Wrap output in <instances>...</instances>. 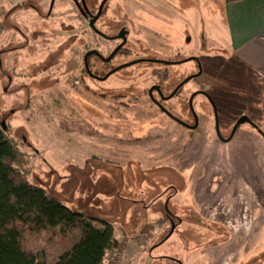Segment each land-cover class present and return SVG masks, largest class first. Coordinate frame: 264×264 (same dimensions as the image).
I'll return each mask as SVG.
<instances>
[{"label": "rangeland", "instance_id": "1", "mask_svg": "<svg viewBox=\"0 0 264 264\" xmlns=\"http://www.w3.org/2000/svg\"><path fill=\"white\" fill-rule=\"evenodd\" d=\"M101 1L0 0V123H11L8 136L28 157V183L111 225L123 244L113 264H173L148 256L168 228L161 220L168 195L170 210L185 220L184 227L174 221L177 232L187 229L170 240L186 241L188 253L207 245L195 264H264V139L242 126L222 144L211 115L200 117L199 128L187 133L164 123L147 100L136 102L160 80L154 68L173 85L197 73L193 61L143 63L105 81L82 74L85 52L95 44L104 54L113 47L93 42L80 13L81 2L95 14ZM122 22L133 30L134 58L149 56L136 51L135 29H142L150 48L165 54V37L173 33L175 48H182L184 33L189 47L173 59H199L202 75L187 85L191 92L208 93L221 120L248 114L264 131V80L232 57L223 0H108L96 26L107 30ZM121 62L117 55L112 65ZM167 105L178 108V96ZM59 133L77 142L66 140L61 150L47 153L55 137L61 140ZM74 160L77 164L59 167Z\"/></svg>", "mask_w": 264, "mask_h": 264}, {"label": "trees", "instance_id": "2", "mask_svg": "<svg viewBox=\"0 0 264 264\" xmlns=\"http://www.w3.org/2000/svg\"><path fill=\"white\" fill-rule=\"evenodd\" d=\"M8 131L0 123V264H105L109 252H120L111 225L28 183V157Z\"/></svg>", "mask_w": 264, "mask_h": 264}, {"label": "flooded vegetation", "instance_id": "3", "mask_svg": "<svg viewBox=\"0 0 264 264\" xmlns=\"http://www.w3.org/2000/svg\"><path fill=\"white\" fill-rule=\"evenodd\" d=\"M105 5L103 7L101 15L99 16V18L96 20L94 24V29H91L90 27L89 29L91 31L92 36H94V38L96 37L97 39V41H95V39L93 38L94 43L95 42L98 43V41L101 40V41H104L103 44L106 45V46L102 45L103 48H106V49H108V47L110 48L111 43H113V47L109 50H106V53L104 54L100 51L98 46L95 44V48H92L88 50L87 52H85L83 60H82V64H83L82 74H84L87 78H90L96 81H105L109 79L115 73L113 71L119 67H122L121 69H124V68H129V67H136L137 65L143 64V63H148V64H152L155 66H169V65H176V64L178 65V64L186 63L188 62V59H191V58H195L199 61V59L196 57H190L187 59L183 58V59H177V60L173 59L179 52L185 53L187 51V48L189 47L190 39H187V40L185 39L183 28L181 29V33H183V36H182L183 45L181 46L182 48H180L179 46L175 48L173 33L172 35H167V37H165L167 40V44L165 46L168 51L167 54L162 53L157 50L154 51L152 48H150L149 43L146 41V39L142 35V31H141L142 29L141 28L135 29L136 30V34H135L136 40H139V46L136 51L139 50V51L146 52L147 54L149 53V56L145 58H140V57L135 56L134 58V55H133L134 52H133V48L130 42V38L132 34L131 32H133V30L132 28L129 27L127 22H122L121 24H115V26H112V28L110 27V29H108L107 27V30L105 28L100 29L96 26L97 22L104 15ZM80 10H81L80 11L81 15L88 20V26H89L91 19L96 15L97 11L95 12V14L86 11L84 9V5L82 2H81ZM119 35H121V38L116 39V37H118ZM116 49L118 50L115 52L112 58L108 62H106L105 60H107L110 57L111 53L115 51ZM88 52H96L98 55L92 54L86 58V65H87V69H86L84 59H85L86 53ZM117 55H121L123 57V62L119 63L116 66H113L112 62ZM192 61L196 63L197 73H198L199 71L198 62L195 60H192ZM131 63H134V64H131ZM152 74L156 75L158 78H160V80L158 82L151 84L142 93V96L140 98H135V100L136 102L138 99L147 100L149 102V105H151V107L153 108V110L157 112V115L159 116V118L164 120V123L167 121L168 124L176 125L180 127L181 129H183L184 131H186L187 133H193L199 128L200 117L203 120L206 115H211L212 116L211 121L213 124V133H215L216 139L222 144L230 143L235 137V134L238 133V131L240 130L242 126H248L252 130V132L257 133V131L255 130V126H256L262 133H264L261 127L257 123L253 122L251 117L248 114H242L235 121L226 122V121L221 120L219 118L217 106L215 102L210 98L208 93L204 91L191 92L190 86H187L189 85V82L191 80L186 82L184 85H182L180 88L176 90V88L180 85V83H182L185 79L193 75L188 76V77L184 76L177 84L172 85V84H166V81H165L167 78L166 74H162L161 71L158 70L157 68L153 69ZM105 77L106 79L102 80ZM184 89H186V92L182 93ZM194 94L195 96L191 98L192 95ZM177 96H178V102H179L178 108H173L172 106H168L167 105L168 101H170L171 99ZM197 97H201L199 101L197 100ZM195 101H197L196 104H195ZM207 105H209V107H207ZM124 106L127 107V105H124ZM214 112L217 117V125L215 122ZM241 117L247 118L250 121V124L247 122V123H244L238 126L232 138L230 139V141L225 143V141L229 139L237 121ZM196 123H197V127L195 129H192V127H194ZM216 133H219L220 137H218ZM158 196H161V194L156 195V197ZM166 198H167L166 202L163 205L165 209L163 208V217L161 220L167 224L168 228L167 230L164 231L165 233L163 232L164 234H162L155 243L151 244L149 251H148V256L155 261L169 260V262H173V264H187V260L195 256V259H193L191 263V264H195V262L198 259L197 255L199 253L201 254L202 248L206 247L207 245L193 248L194 252L188 253L190 249L188 248L186 241L182 240V244L179 243L180 244L179 245L178 243H176V241L170 240L174 234L178 235L177 234L178 232L184 233L185 230L187 229L183 228V230H180L177 232V229L179 227L176 225L174 221L176 220L177 223L183 225L184 227L185 220L182 219L184 217L180 215L181 213H176L175 211L170 210L169 208V204L171 202L170 195L166 196ZM204 229H206V227H204ZM209 229H210V232H214V233L216 232L219 234V236L226 237L225 236L226 233H223L222 231L212 229V227ZM164 245H167L166 250H163L161 248ZM179 248L181 249V251H179ZM183 255L185 256L182 258Z\"/></svg>", "mask_w": 264, "mask_h": 264}, {"label": "crops", "instance_id": "4", "mask_svg": "<svg viewBox=\"0 0 264 264\" xmlns=\"http://www.w3.org/2000/svg\"><path fill=\"white\" fill-rule=\"evenodd\" d=\"M223 11L232 57L264 80V0H223ZM1 123L10 129L9 121ZM58 136L61 140L55 137L46 147L47 153L61 150L66 140L69 143L74 140L77 142L71 135L65 137V134L59 133ZM53 163L58 164L55 161ZM74 163L77 164L75 160L71 163L64 162L59 167L64 168Z\"/></svg>", "mask_w": 264, "mask_h": 264}, {"label": "water", "instance_id": "5", "mask_svg": "<svg viewBox=\"0 0 264 264\" xmlns=\"http://www.w3.org/2000/svg\"><path fill=\"white\" fill-rule=\"evenodd\" d=\"M107 1H108V0H102V1H101L100 5H99V7H98V9H97V13H96V15L91 19V21H90V23H89V27H90L91 29H94V24H95L96 20L99 18V16L101 15L102 10H103V7H104V5H105V3H106ZM119 38H121V35H119L118 37H116V39H119ZM120 47H121V46H120ZM117 50H118V49H116L115 51H113V52L111 53L110 57H109L107 60H105V61L108 62V61L112 58V56L115 54V52H116ZM92 54L98 55L96 52H88V53H86V55H85V59H84V61H85V68H86V69H87L86 58H87L88 56L92 55ZM192 60H195V61L198 62V65H199V71H198V73L195 74V75H193V76H191V77H188L187 79H185L182 83H180V85L176 88V90H177L178 88H180L182 85H184L186 82H188V81H190V80H192V79H194V78H196V77H199V76L201 75V73H202V68H201L200 62H199L197 59H195V58L188 59V61H192ZM138 62H139V61H138ZM131 64H134V63H131ZM121 68H122V67H119V68L115 69L113 72H116V71L120 70ZM113 72H112V73H113ZM105 79H106V77H105L104 79H102V80H105ZM196 94H197V93H196ZM201 94H202V93H201ZM171 96H172V95H171ZM171 96H170V97H171ZM194 96H195V94L192 95L191 98H193ZM214 117H215V122H216V125H217V117H216L215 112H214ZM247 122L250 124V121H249L247 118L241 117V118L237 121V123H236V125H235V127H234V129H233V131H232V133H231V135H230V137H229V139L226 140L225 143L228 142V141H230V139L232 138V136H233V134H234V132H235V130H236V128H237L238 126H240L241 124L247 123ZM251 125H252V124H251ZM254 126H255V125H254ZM196 127H197V123L194 125V127H192V129H195ZM216 129H217V128H216ZM255 130L257 131V133H258L262 138H264V133H262V132H261L256 126H255ZM216 134H217L218 137H220L219 133H216Z\"/></svg>", "mask_w": 264, "mask_h": 264}, {"label": "built area", "instance_id": "6", "mask_svg": "<svg viewBox=\"0 0 264 264\" xmlns=\"http://www.w3.org/2000/svg\"><path fill=\"white\" fill-rule=\"evenodd\" d=\"M107 256V259L105 258V262H107L108 264L116 263V261L119 260V254L117 251L109 252Z\"/></svg>", "mask_w": 264, "mask_h": 264}]
</instances>
